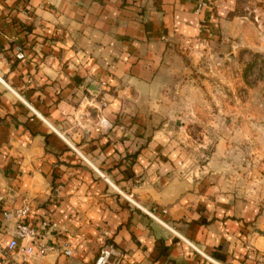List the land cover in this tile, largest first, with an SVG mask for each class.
I'll list each match as a JSON object with an SVG mask.
<instances>
[{"label":"crops","instance_id":"1","mask_svg":"<svg viewBox=\"0 0 264 264\" xmlns=\"http://www.w3.org/2000/svg\"><path fill=\"white\" fill-rule=\"evenodd\" d=\"M207 18L193 0H0L2 247L16 227L4 212L27 201V222L56 224L67 237L47 242L72 249L30 264H93L104 234L123 264H264V236L171 174L146 117L125 111L157 88L172 42Z\"/></svg>","mask_w":264,"mask_h":264},{"label":"rangeland","instance_id":"2","mask_svg":"<svg viewBox=\"0 0 264 264\" xmlns=\"http://www.w3.org/2000/svg\"><path fill=\"white\" fill-rule=\"evenodd\" d=\"M193 2L194 12L206 11L211 20L172 42L157 88L140 89V102L125 111L146 117L145 127L166 146L171 174L197 184L210 202L220 196L221 206L232 209L228 217L264 236V0ZM96 124L111 126L102 115ZM164 209L153 204L149 211L160 216ZM64 243L71 247L68 238L58 245ZM105 244L117 248L104 234L96 258Z\"/></svg>","mask_w":264,"mask_h":264},{"label":"built area","instance_id":"3","mask_svg":"<svg viewBox=\"0 0 264 264\" xmlns=\"http://www.w3.org/2000/svg\"><path fill=\"white\" fill-rule=\"evenodd\" d=\"M201 5L200 3L199 10ZM18 57L22 58L24 54L20 52ZM102 123L106 124L108 122L106 119H102ZM30 210V204L26 201L17 209L4 212L6 220L10 218L16 219V227L14 235L7 246L2 247L0 245V264H30L33 258H41L59 250L66 255L72 254V249L68 243L56 245L47 242L50 233L56 229V224L43 223L41 226H36L27 222ZM2 229L3 226L0 225V234ZM94 264H123L122 253L114 244H105L101 247Z\"/></svg>","mask_w":264,"mask_h":264},{"label":"water","instance_id":"4","mask_svg":"<svg viewBox=\"0 0 264 264\" xmlns=\"http://www.w3.org/2000/svg\"><path fill=\"white\" fill-rule=\"evenodd\" d=\"M98 89H93V86L91 87V91H93V93H96Z\"/></svg>","mask_w":264,"mask_h":264}]
</instances>
